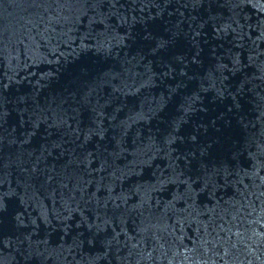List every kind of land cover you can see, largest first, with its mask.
<instances>
[{
	"label": "water",
	"instance_id": "1",
	"mask_svg": "<svg viewBox=\"0 0 264 264\" xmlns=\"http://www.w3.org/2000/svg\"><path fill=\"white\" fill-rule=\"evenodd\" d=\"M91 2L0 0V84L6 86L4 94L10 100V115L4 125L7 131L0 133L9 137L22 115L27 120V114H22L15 104L19 96L31 94L38 95L42 102L50 100L80 78L95 86L97 70L108 63L98 44L104 50L112 47L113 56H126L133 65L152 64L158 73L156 85L136 93L139 79H128L129 89L135 94L121 97L120 102L133 110H121L115 121L105 118L107 136L102 142L95 138L88 145L71 179L63 177L67 187L58 178L50 188L34 185L25 194L23 188L17 187L21 171L14 166L0 167V190L8 191L11 186L16 192L7 198L6 211L0 215V264H264V0H216L213 5L212 15L217 19L205 25L199 38L204 66L196 79L185 80L186 87L172 96L166 109L173 111L178 120L183 117L181 136L194 135L205 147L210 146V162L206 170H193L190 179L185 175L163 185L161 175L168 179L165 154L143 168L137 167L135 155L138 149L150 147L148 139L138 144L140 136L151 135V143L163 146V130L157 129L155 121L133 123L118 146L119 129L113 125L141 109L147 112L180 81V77L161 78L159 74L165 69L155 64L152 48L142 39L145 25L139 21L148 20L147 26L162 38L171 27L168 21L175 24L183 20L182 27L187 30L191 17H197L192 27L200 17L207 19V9H185L181 6L184 0L167 6L159 0L160 8L154 7L151 0H119L116 9L106 5L97 12ZM121 15L128 18V24L121 23ZM102 17L107 18L105 24L113 27L110 32L101 23ZM214 23L231 26L226 39L216 38ZM213 49L215 56L211 54ZM175 53L192 55L187 42L178 45ZM232 57L240 61L235 70ZM218 63L227 65L222 71L228 92L221 98L209 82L202 83L217 74L214 70ZM111 93V86L106 85L99 93L100 102ZM186 97L193 98L189 103L197 109L187 115L181 109ZM233 97L240 104L238 111ZM96 99L93 97V102ZM201 108L204 111H199ZM107 111L111 113L113 107ZM40 131L43 133L44 126ZM191 143L190 139L177 142L184 150ZM105 148L108 153H119L109 163L127 175L117 180L112 168L101 170L103 158L98 153ZM9 155L6 147L4 165L9 164ZM178 163L184 165L183 160ZM108 188L114 189L112 197L123 194L128 197L127 207L139 210L131 217L125 216L123 222L118 218L108 225L109 232L114 229L120 234L119 246L111 249L98 242L89 245L87 225L77 227L85 201L92 200L94 211L96 199L109 201ZM77 205H81L80 210ZM42 213L52 221L51 225L43 222ZM61 213L62 219L69 215L71 219L57 220ZM85 214L95 221L91 211ZM64 224L72 226L69 234L62 231ZM81 233L83 243L77 248L73 239ZM29 235L34 242L48 241L39 246L40 251L47 248L41 261L26 258L30 250L24 237ZM19 240L23 243L19 244Z\"/></svg>",
	"mask_w": 264,
	"mask_h": 264
},
{
	"label": "snow or ice",
	"instance_id": "2",
	"mask_svg": "<svg viewBox=\"0 0 264 264\" xmlns=\"http://www.w3.org/2000/svg\"><path fill=\"white\" fill-rule=\"evenodd\" d=\"M180 3V0H163L165 6L171 5L172 3ZM119 0H92V9L99 12L100 9L106 5L109 8L116 9ZM216 0H184L182 7L187 9H207V19L200 17V22L196 27H192V23L197 20L196 16L191 17L189 21V28L183 29V20L177 21L173 24L168 21L171 27H168L165 32L166 34L162 38H158L159 33L150 29L148 20L141 19L139 23L145 25L143 41L146 42L147 46L152 48L155 55V64H158L161 68L165 69L159 75L161 78L165 77H180L179 83L175 87H171L169 95L165 97L160 96L159 99L148 107L147 112L143 109L135 113V116H129L128 120H121L119 124H114L113 127L119 129L120 141L117 142L118 146L122 145L125 137H127L129 129L133 123L139 121H155L157 129H162L166 134L162 140L163 146H157L152 142V136L148 135L140 136L138 144H143L145 139L150 141V147L147 150L143 148L138 149L136 158L138 159L137 167L150 166L151 162L159 157L161 153H164L168 160V174L167 181L165 176L161 175V184L165 182H174L172 178L179 179L185 175L191 178L190 173L195 171H203L207 169V165L210 162V146L205 147L197 137L194 135L181 136V126L183 117L179 120L177 115L173 111H166L168 108L171 98L179 93V90L186 87L185 80H193L197 78L198 73L204 66L201 53L203 49L200 47L201 40L199 39L203 33L205 25L211 21H215L217 18L212 15L213 5ZM151 4L160 8L161 3L159 0H151ZM117 15L118 13H112ZM159 15V14H158ZM183 17V13H181ZM122 24H128V18L126 16H119ZM135 19V18H134ZM157 17H149V20L154 21ZM106 17H102L101 23L105 24ZM106 31H111L112 26L105 24ZM214 31L216 38L224 40L229 35L230 25H223L221 23H214ZM231 31H235L232 29ZM131 38V34H129ZM183 42H187L190 45L192 55H176L175 49L178 45ZM223 45H221L222 47ZM98 49L104 51L105 60L108 61L105 67L97 70L95 86H89L83 82V78L77 79L73 82V85L67 89L60 96L53 97L52 99H45L43 102L40 100L38 95H22L16 98L15 104L17 109L22 114H27V120L22 118L9 137H6L0 133V167H15L22 173L20 177V183L18 188H23L25 194L27 190L34 185L40 187H51L52 182L60 178V182L63 187H67V184H63V177H69L71 179V173L76 171V165L80 161L83 154L87 153L88 145L93 139L99 138L100 141H104L108 133V128L105 126V118L111 121L117 119V113L121 110L128 108L129 111L133 109L129 108L126 102H120L121 97L126 99L129 95H134L131 92L128 85V79L132 78L134 81L139 79V87L136 88V93L141 89H151L156 85V77L158 73L154 70L152 64L148 63H137L132 64L131 60H128L125 56L121 58L117 53L113 56L112 47L104 50L102 44L97 45ZM115 47V46H113ZM212 56L216 55L215 49L212 50ZM133 60L136 57L132 58ZM233 69H236V65L240 63L239 58H230ZM187 61V63H185ZM140 71H135V69ZM227 69L226 64H217L214 70L217 74L215 76L210 75L208 79L202 81L209 82L213 88L217 91L218 98L224 96L228 92L227 85L224 83L226 77L223 75V71ZM189 72L192 73L189 76ZM118 80L119 83H113ZM217 81L219 82L217 86ZM81 85H83L81 87ZM110 85L112 93L103 103L100 102L99 93L106 86ZM6 86L0 84V130L7 131L4 129V125L8 122L10 115L8 105L10 103L9 98L4 94ZM86 89V90H85ZM127 89V90H126ZM231 95V93H228ZM93 97H97L93 102ZM193 98L186 97L181 104V109L187 115L188 113L195 112L197 109L193 103H189ZM234 100V107L237 111L240 108L238 101ZM31 104V107H29ZM20 105H24L21 109ZM113 107V111L109 113L107 109ZM199 111H204L203 108ZM232 109H229L231 112ZM49 113L51 115H49ZM191 119V116L188 117ZM51 121V122H49ZM131 121L132 123H129ZM30 125L29 127H26ZM150 125V124H149ZM44 126V131L41 133V128ZM151 127H149L150 131ZM23 130V131H21ZM112 139L116 140V136ZM191 140V144L187 147V150L179 147L177 142L183 143L185 140ZM177 145L175 151L173 146ZM10 149V155L8 157L9 164L4 165V150L5 148ZM14 149V150H13ZM176 153L177 155H174ZM103 158L101 164V170L107 171L112 168V176L115 179H119L120 176L127 175L126 172L115 168L114 165L110 164V158L119 155L116 151L111 153L104 149V152L98 153ZM92 155V153H88ZM70 157V158H69ZM14 158V159H13ZM69 158V159H66ZM183 160L184 165L181 166L178 161ZM186 182V181H185ZM110 193L109 201H111V207H109V201L102 202L99 199L95 200V208L92 210V200L85 201L83 210L80 211V225H87L89 231V238L87 243L94 245L97 242L106 249L112 247H118L120 244L119 233L108 231V225L114 222L116 219H121L125 216L131 217L133 213H139V210L135 207L129 208L128 197L123 194L112 197L111 192L114 191L112 188L107 189ZM16 192L9 187L8 191L0 190V215L6 211L5 201L10 195H15ZM77 209H81V205H77ZM91 211L95 216V221H91L89 216L85 214V211ZM43 222L47 225H51L46 214L42 213ZM63 214H58L56 219L68 221L71 216L61 218ZM19 219V218H17ZM3 221L0 219V226ZM32 225H35V221H32ZM72 229L70 224H64L62 231L65 234H69ZM80 235L73 239L75 247H81L83 241ZM24 241L29 244V255L28 259L42 260L47 251L45 247L44 251L39 250L40 245H47V240H41L34 242L31 235L25 236ZM23 241L19 240V244Z\"/></svg>",
	"mask_w": 264,
	"mask_h": 264
}]
</instances>
